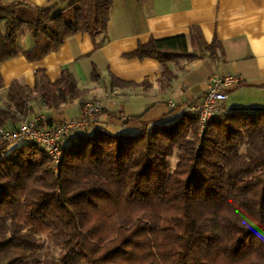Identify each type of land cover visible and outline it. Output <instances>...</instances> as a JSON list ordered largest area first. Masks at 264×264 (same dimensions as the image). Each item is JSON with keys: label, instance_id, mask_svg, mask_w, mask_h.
<instances>
[{"label": "trees", "instance_id": "obj_1", "mask_svg": "<svg viewBox=\"0 0 264 264\" xmlns=\"http://www.w3.org/2000/svg\"><path fill=\"white\" fill-rule=\"evenodd\" d=\"M111 6L0 2V64L40 60L79 32L105 34ZM186 49L184 35L150 38L129 56L156 59L170 80L168 63L193 57ZM80 96L67 69L53 82L37 70L32 88L8 86L0 127L40 117L33 103L59 109ZM140 118L123 121H138L134 130L76 133L56 168L36 142L0 145V264H264V108L224 107L201 132L185 107L169 122Z\"/></svg>", "mask_w": 264, "mask_h": 264}, {"label": "crops", "instance_id": "obj_2", "mask_svg": "<svg viewBox=\"0 0 264 264\" xmlns=\"http://www.w3.org/2000/svg\"><path fill=\"white\" fill-rule=\"evenodd\" d=\"M24 1L42 7L60 0ZM105 34L94 39L76 33L61 47L37 61L22 55L0 64V104L8 86L17 81L30 88L34 74L42 70L50 82L67 69L77 81L81 96L59 109L33 103L35 113L52 121L80 116L79 99H91L102 106L101 126L111 131L136 129L140 123L120 118L140 116L139 122H169L192 98L208 89L212 77L235 74L239 81L227 90L226 109L264 108V0H112ZM5 24H1L5 34ZM176 35L187 38V52L168 63L172 78L163 77L153 58L129 56L138 44L150 38ZM102 41L99 47L95 43ZM216 43L214 52L206 46ZM22 49L31 45L23 33ZM78 103L77 113L69 107Z\"/></svg>", "mask_w": 264, "mask_h": 264}, {"label": "built area", "instance_id": "obj_3", "mask_svg": "<svg viewBox=\"0 0 264 264\" xmlns=\"http://www.w3.org/2000/svg\"><path fill=\"white\" fill-rule=\"evenodd\" d=\"M239 77L235 74H227L221 77H212L205 92L192 98L184 106L195 111L198 115V127L201 132L206 125L218 114L224 111V102L227 99L228 87L237 83ZM81 108L80 116L74 119L56 121L51 126L38 127L40 117L28 118L14 127H0V145L13 141L38 143L42 150L51 158L56 168L63 156V143L72 138L76 133H83L90 128L101 124L103 106L91 99H79ZM252 112V109H248ZM122 121L127 120L121 116Z\"/></svg>", "mask_w": 264, "mask_h": 264}, {"label": "rangeland", "instance_id": "obj_4", "mask_svg": "<svg viewBox=\"0 0 264 264\" xmlns=\"http://www.w3.org/2000/svg\"><path fill=\"white\" fill-rule=\"evenodd\" d=\"M77 106H78V103H75L74 105H72L71 107H69V109L67 110V114L69 115V116H71V115H74L75 113H77ZM37 114V113H36ZM174 159L172 158L171 160H170V163H171V167H173L174 166ZM54 253L56 252L55 250L53 251Z\"/></svg>", "mask_w": 264, "mask_h": 264}]
</instances>
